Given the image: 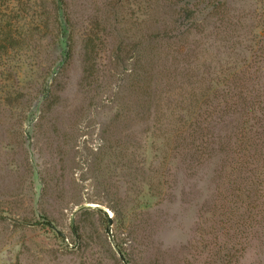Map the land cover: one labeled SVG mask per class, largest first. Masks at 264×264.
I'll list each match as a JSON object with an SVG mask.
<instances>
[{
	"label": "rangeland",
	"instance_id": "obj_1",
	"mask_svg": "<svg viewBox=\"0 0 264 264\" xmlns=\"http://www.w3.org/2000/svg\"><path fill=\"white\" fill-rule=\"evenodd\" d=\"M176 1L0 0V264H264V0L200 6L173 55L202 87L161 106L241 113L201 152L138 135L137 43Z\"/></svg>",
	"mask_w": 264,
	"mask_h": 264
},
{
	"label": "trees",
	"instance_id": "obj_2",
	"mask_svg": "<svg viewBox=\"0 0 264 264\" xmlns=\"http://www.w3.org/2000/svg\"><path fill=\"white\" fill-rule=\"evenodd\" d=\"M202 5H205L204 7L209 6L211 9L216 8L213 0H177L174 4V11L170 15L169 29L150 32L147 36L140 35L137 43L140 53L137 61L139 68L132 71L133 74L130 75L131 80L135 83L133 91L137 94L138 106H141L137 119L140 139L152 134H157L159 139L167 141H183L184 138H187L189 141L186 142L190 146L188 151L197 152L200 151L198 147H194L197 141L206 140L212 145L219 142L217 141L219 137L211 129V125H217L226 119H230L228 124L234 125L241 118L239 117L241 113L235 116L234 110L211 107L206 100L194 103L210 109L196 108L195 106L183 109L176 106L177 104H184L190 107L192 103L191 92L202 87L200 82L203 80L197 81L195 78L193 84L186 87L188 92L183 89L185 82L193 76V70L190 74L186 72L185 74L179 75L177 73L170 76L169 73L170 70L178 66L173 55L182 53L189 46L188 43L195 45L197 42L194 40L201 36L200 30L197 28L206 22L207 17V15H200L197 12ZM153 23L156 22L153 21ZM164 48L167 49L165 55ZM184 64L187 67L191 66L189 63L184 62ZM182 68L183 66H180L178 69L181 71ZM171 85L175 86L176 91H173L176 92L178 103L169 110L166 104L161 106L159 102H162L163 99L167 104L170 102L174 93L166 87ZM162 93L163 98L161 97ZM237 99L243 100L241 97ZM242 109L243 113L252 111L250 107ZM204 125L210 126L209 132ZM225 136L230 137V134Z\"/></svg>",
	"mask_w": 264,
	"mask_h": 264
},
{
	"label": "water",
	"instance_id": "obj_3",
	"mask_svg": "<svg viewBox=\"0 0 264 264\" xmlns=\"http://www.w3.org/2000/svg\"><path fill=\"white\" fill-rule=\"evenodd\" d=\"M108 223H111V218L108 217ZM120 258L122 259V257L120 256Z\"/></svg>",
	"mask_w": 264,
	"mask_h": 264
}]
</instances>
